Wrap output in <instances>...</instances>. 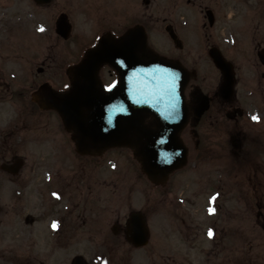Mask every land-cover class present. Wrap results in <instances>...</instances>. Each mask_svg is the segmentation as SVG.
<instances>
[{
	"label": "flooded vegetation",
	"instance_id": "af4514ba",
	"mask_svg": "<svg viewBox=\"0 0 264 264\" xmlns=\"http://www.w3.org/2000/svg\"><path fill=\"white\" fill-rule=\"evenodd\" d=\"M53 4L55 23L66 14L72 25L68 38L57 35L69 40L76 31V44L83 51L79 60L101 37L120 36L132 25L145 26L146 19L178 36L176 40L169 35L173 48L163 53L191 73L185 90L188 123L181 134L188 151V163L181 168L186 187L180 196L174 195L173 207L183 224L177 228L179 240L189 242V250L196 253L191 261L185 255L173 264H264V128L245 131L246 109L238 93L232 100L218 94L221 80L210 91L194 82L196 67L184 51L186 7H191L203 20L208 61L217 68L211 49L218 48L238 80L235 60L213 41L212 30L230 6L227 0H41L38 6L46 9ZM77 13L89 24L82 32L74 20ZM65 75L66 82L55 88H71L67 69ZM99 77L106 87L120 81L118 69L108 64L102 65ZM36 88L28 99L22 92L10 91L11 84L0 78V99L8 96L19 106L0 133V186L10 183L12 203V209L0 205V264H74L83 255L78 249L69 255L68 249L85 242L101 249L95 264H112L116 257L111 252L134 246L129 217L139 213L149 225L147 210L160 213V185L149 178L151 188L128 185L124 165L108 158L107 152L118 147L80 153L60 112L42 110L33 101ZM200 88L209 97L203 112L205 99H197ZM131 100L117 97L114 104L129 105ZM50 115L55 124L43 120ZM137 193L142 199L139 209L133 204ZM149 230L151 240L150 226Z\"/></svg>",
	"mask_w": 264,
	"mask_h": 264
},
{
	"label": "rangeland",
	"instance_id": "374dc122",
	"mask_svg": "<svg viewBox=\"0 0 264 264\" xmlns=\"http://www.w3.org/2000/svg\"><path fill=\"white\" fill-rule=\"evenodd\" d=\"M227 2L230 6L226 9V17L224 16L216 29L212 30L213 41L235 60L238 71L236 93L247 115L242 125L245 131L253 133L254 129L264 128V65L258 59V51L264 48V0ZM55 5L44 9L33 0H0V78L11 84L10 91L22 92L28 99L33 90L45 81L57 87L62 86L66 82V66L79 60L83 53L75 41L76 31L73 32L74 37L69 40H63L57 35L56 14L53 11ZM186 8L189 10L188 23L183 29L184 33L188 34V43L186 42L184 51L189 54L187 61L196 67L193 81L202 84L205 91H210L221 80V72L210 64L204 50L202 17L197 10ZM142 9L143 12L146 11L143 7ZM79 16V13L75 14L74 20L82 32L89 24H84V17ZM144 16L148 17L147 13H144ZM145 21L150 46L164 54L171 50L173 45L168 31L155 26L151 20ZM28 99L25 102H29ZM18 111L19 106L13 100H8V96L0 99V133L5 123L16 116ZM253 116H259L260 120H253ZM43 120L56 123L52 115ZM226 140L228 139H220L222 142ZM34 150L40 149L34 147ZM107 154H110L108 158L113 163L119 161L124 165L123 171L128 183H131L128 185L134 188L142 184L144 188H151L148 186L147 176L143 173L142 164L131 148L118 147L114 151L109 150ZM185 187L183 169L172 172L169 180L160 184V213H154L151 207L150 212L147 210L152 230L150 244L140 248L132 246L129 251L118 249L111 252L116 257H112V264H173L180 262L185 255L187 261H191L196 251L189 250V242H180L177 228L183 227V224L181 219L175 218L173 207L174 195L180 196ZM134 197V208L139 209L142 205L140 194L137 193ZM144 203H147L145 199ZM197 203L200 204V201L197 200L196 205ZM0 204L5 210L12 209L8 182L0 186ZM77 249L93 264L101 250L97 249L96 244L85 242L70 246L69 255L76 253Z\"/></svg>",
	"mask_w": 264,
	"mask_h": 264
},
{
	"label": "water",
	"instance_id": "95a60500",
	"mask_svg": "<svg viewBox=\"0 0 264 264\" xmlns=\"http://www.w3.org/2000/svg\"><path fill=\"white\" fill-rule=\"evenodd\" d=\"M35 1L41 4V0ZM56 24L59 34L70 36L72 25L66 14ZM172 36L175 38V34ZM211 53L223 73L220 94L232 100L235 72L218 50L212 49ZM259 58L264 63V52L259 53ZM103 64L115 66L121 77L119 85L111 90H106L98 77ZM67 71L71 79L67 92L44 83L34 93V100L42 109L60 112L67 128L74 132L80 152L130 146L146 175L161 182L186 163L187 151L180 132L188 120L184 90L190 73L178 61L151 49L142 25L131 27L119 38L104 36L98 46L88 49L82 61L69 66ZM127 87L132 88L134 103L116 106L115 98L129 95ZM204 98L201 112L208 108V96ZM146 118L152 121L147 124ZM139 218L132 220L135 228H141L135 231L142 234L131 237L138 246L146 244L149 236ZM79 261L81 258L75 259V263Z\"/></svg>",
	"mask_w": 264,
	"mask_h": 264
},
{
	"label": "snow or ice",
	"instance_id": "6c2138e0",
	"mask_svg": "<svg viewBox=\"0 0 264 264\" xmlns=\"http://www.w3.org/2000/svg\"><path fill=\"white\" fill-rule=\"evenodd\" d=\"M41 31H43V28H41ZM109 87H112V86L110 85ZM252 118H253V120H257V121L260 120L259 116H253ZM213 200H215V197H213ZM210 211H212L214 213L216 211V209L213 207L210 209ZM57 226H58L57 224H55V223L53 224V227H57ZM209 235L210 236L213 235L212 230H209Z\"/></svg>",
	"mask_w": 264,
	"mask_h": 264
}]
</instances>
